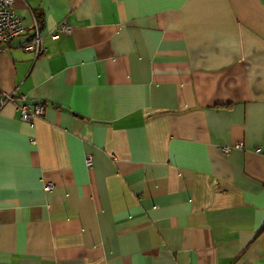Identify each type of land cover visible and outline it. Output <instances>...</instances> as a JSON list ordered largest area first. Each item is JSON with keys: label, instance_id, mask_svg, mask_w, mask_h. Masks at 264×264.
Wrapping results in <instances>:
<instances>
[{"label": "crops", "instance_id": "1", "mask_svg": "<svg viewBox=\"0 0 264 264\" xmlns=\"http://www.w3.org/2000/svg\"><path fill=\"white\" fill-rule=\"evenodd\" d=\"M12 7L0 91L44 111L0 107V264H264V0Z\"/></svg>", "mask_w": 264, "mask_h": 264}, {"label": "built area", "instance_id": "2", "mask_svg": "<svg viewBox=\"0 0 264 264\" xmlns=\"http://www.w3.org/2000/svg\"><path fill=\"white\" fill-rule=\"evenodd\" d=\"M13 0H0V49L7 46L12 40L18 38L23 33V25L19 17L14 14ZM33 35L31 39L21 46V49L25 52H29L33 55L34 59L40 56L45 48L43 39L44 36L39 34L38 25L35 19L31 23ZM71 27L64 22H59L55 30L48 35L49 38L54 39L57 34L67 35L70 34ZM10 105L18 114L19 120L24 123H28L33 119L41 118L43 115V106L41 104H29L25 101V98L21 95H15L13 92L6 93L0 91V107L4 105ZM224 152L227 150L222 148ZM84 164L87 168L91 167V160L86 156ZM51 184L47 183L43 185V191L47 192L51 190Z\"/></svg>", "mask_w": 264, "mask_h": 264}]
</instances>
